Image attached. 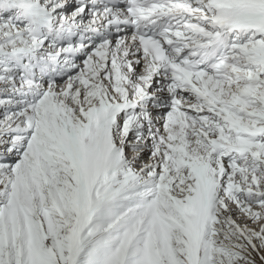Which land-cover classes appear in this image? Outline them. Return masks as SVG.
Returning a JSON list of instances; mask_svg holds the SVG:
<instances>
[{"label":"snow or ice","instance_id":"6c2138e0","mask_svg":"<svg viewBox=\"0 0 264 264\" xmlns=\"http://www.w3.org/2000/svg\"><path fill=\"white\" fill-rule=\"evenodd\" d=\"M0 264H264V0H0Z\"/></svg>","mask_w":264,"mask_h":264}]
</instances>
